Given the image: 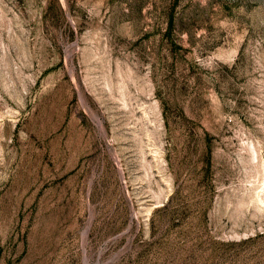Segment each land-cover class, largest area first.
Masks as SVG:
<instances>
[{"label": "rangeland", "instance_id": "rangeland-1", "mask_svg": "<svg viewBox=\"0 0 264 264\" xmlns=\"http://www.w3.org/2000/svg\"><path fill=\"white\" fill-rule=\"evenodd\" d=\"M0 264H264V0H0Z\"/></svg>", "mask_w": 264, "mask_h": 264}]
</instances>
